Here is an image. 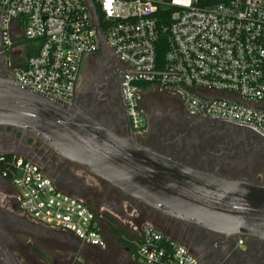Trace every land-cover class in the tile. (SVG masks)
Returning a JSON list of instances; mask_svg holds the SVG:
<instances>
[{
	"label": "built area",
	"instance_id": "built-area-1",
	"mask_svg": "<svg viewBox=\"0 0 264 264\" xmlns=\"http://www.w3.org/2000/svg\"><path fill=\"white\" fill-rule=\"evenodd\" d=\"M0 17L5 78L16 85L71 102L84 56L86 66L110 55L133 132L144 128L139 94L149 85L191 116L264 135V0H0ZM0 164L23 215L81 247H104L94 213L37 164L12 155ZM132 228L137 264H200L152 225Z\"/></svg>",
	"mask_w": 264,
	"mask_h": 264
},
{
	"label": "flooded vegetation",
	"instance_id": "flooded-vegetation-1",
	"mask_svg": "<svg viewBox=\"0 0 264 264\" xmlns=\"http://www.w3.org/2000/svg\"><path fill=\"white\" fill-rule=\"evenodd\" d=\"M100 60L96 55L90 57L77 75L72 102L86 116L114 134L131 137L139 146L187 167L264 185V136L241 125L191 116L177 97L164 91H158L160 103L144 99L145 91L140 92L144 128L135 133L120 94L119 64L110 55ZM5 61L0 39V77H5ZM0 155L39 163L64 193L77 198L94 213L105 242L103 248L86 247L87 254L78 255L80 244L73 237L38 224L19 211L17 191L0 175V264H137L127 250L114 243L107 224L110 217L120 227L117 215L122 216V209L138 214L135 218L130 215V225L149 224L142 223L148 219L158 228L172 226L200 264H223L225 260L227 264H264V240L243 235L221 236L170 217L155 218V210L94 176L91 177L96 182H91L90 174L82 172L83 177H79L74 170L80 168L48 149L42 150L38 142L16 129L0 126Z\"/></svg>",
	"mask_w": 264,
	"mask_h": 264
},
{
	"label": "water",
	"instance_id": "water-1",
	"mask_svg": "<svg viewBox=\"0 0 264 264\" xmlns=\"http://www.w3.org/2000/svg\"><path fill=\"white\" fill-rule=\"evenodd\" d=\"M0 126L28 135L162 217L221 236L264 240V185L219 177L159 155L93 121L72 101L0 77Z\"/></svg>",
	"mask_w": 264,
	"mask_h": 264
},
{
	"label": "rangeland",
	"instance_id": "rangeland-1",
	"mask_svg": "<svg viewBox=\"0 0 264 264\" xmlns=\"http://www.w3.org/2000/svg\"><path fill=\"white\" fill-rule=\"evenodd\" d=\"M105 59V58H104ZM103 59V60H104ZM88 60V57L87 56H84V58H83V61H82V65H81V69H83L84 67H85V63H86V61ZM99 61H101V60H99ZM154 87L155 86H152V87H150V88H147V90H145V94H144V99H146V100H153V101H159V103H160V101H161V96H160V94H159V90H156V89H154ZM61 159V158H60ZM79 168V167H78ZM81 169V168H80ZM75 172H76V174L79 176V177H81V176H83L82 174L83 173H85V175H89L88 173H86L85 171H83L82 169L81 170H74ZM83 172V173H82ZM92 175H90L89 177H90V180H91V182H93V181H95V179L93 178V177H91ZM89 179V178H88ZM96 182V181H95ZM122 211H123V214H122V216H118L117 215V217L119 218V225H120V227H122L124 230H126L128 233H135V231H133L132 229L133 228H131L132 226L134 227V228H139L141 225H134V224H132V225H130L131 224V222H129V219H130V215H131V217H137V213H134L133 211H131V210H128V209H126V210H123L122 209ZM142 221V220H141ZM143 222H147V223H149L150 225H154L153 223H151L148 219H147V221L145 220V221H142V223ZM139 224V223H138ZM131 226V227H130ZM155 226V225H154ZM156 227V226H155ZM157 229H159L160 231H162V232H166L172 239H174V240H176L180 245H182V246H186V245H184V244H182V241H181V239H180V236H178V233H176V231L174 230V229H172V226H168V227H163V228H158V227H156ZM185 248H187V246L185 247ZM77 254L78 255H85V254H87V252H86V249L84 248V249H78L77 250ZM225 258H223V260H224ZM227 262H228V260H225L224 261V263L223 264H227ZM217 263V261H215V262H213V264H216Z\"/></svg>",
	"mask_w": 264,
	"mask_h": 264
},
{
	"label": "trees",
	"instance_id": "trees-1",
	"mask_svg": "<svg viewBox=\"0 0 264 264\" xmlns=\"http://www.w3.org/2000/svg\"><path fill=\"white\" fill-rule=\"evenodd\" d=\"M163 51H164L163 43L161 42L160 49H159V52H158V57L159 58H162ZM148 86L149 85H141L140 88L142 90H147V88H149ZM1 170H2V166L0 164V173H1ZM154 216H155V218H158L161 215L158 212L154 211ZM107 224L109 226L110 233H111V236H112V238L114 240V243L118 247H121L124 250H127L128 254H129V257H131V255H132V253L134 251V246L133 245H134V243L139 241V237L136 235V233H128L123 228L118 227L116 222L113 219H111L110 217H107ZM157 230L160 231L159 229H157ZM160 232H162V231H160ZM162 233H164L165 235L169 236L166 232H162Z\"/></svg>",
	"mask_w": 264,
	"mask_h": 264
},
{
	"label": "crops",
	"instance_id": "crops-1",
	"mask_svg": "<svg viewBox=\"0 0 264 264\" xmlns=\"http://www.w3.org/2000/svg\"><path fill=\"white\" fill-rule=\"evenodd\" d=\"M42 150H44V149H42ZM35 164H37L40 168H42V170H43V167L39 164V163H35ZM45 172V171H44ZM83 177V176H82ZM87 177V176H86ZM50 178V177H49ZM51 179V178H50ZM51 181L53 182V184L56 186V188L59 190V191H61V192H65L55 181H53L52 179H51ZM84 248H86V247H81L80 246V250L81 249H84Z\"/></svg>",
	"mask_w": 264,
	"mask_h": 264
}]
</instances>
